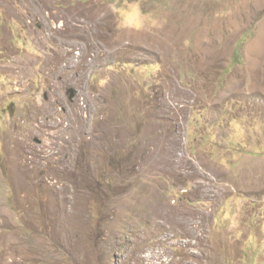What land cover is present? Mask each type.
I'll list each match as a JSON object with an SVG mask.
<instances>
[{"label":"rangeland","instance_id":"374dc122","mask_svg":"<svg viewBox=\"0 0 264 264\" xmlns=\"http://www.w3.org/2000/svg\"><path fill=\"white\" fill-rule=\"evenodd\" d=\"M0 264H264V0H0Z\"/></svg>","mask_w":264,"mask_h":264},{"label":"water","instance_id":"95a60500","mask_svg":"<svg viewBox=\"0 0 264 264\" xmlns=\"http://www.w3.org/2000/svg\"><path fill=\"white\" fill-rule=\"evenodd\" d=\"M68 93H69V100L72 101L76 95H77V91L74 88H69L68 89Z\"/></svg>","mask_w":264,"mask_h":264},{"label":"crops","instance_id":"0c3cea01","mask_svg":"<svg viewBox=\"0 0 264 264\" xmlns=\"http://www.w3.org/2000/svg\"><path fill=\"white\" fill-rule=\"evenodd\" d=\"M235 180H237V182H234V183H243L242 181H244V180H242V179L240 180V176H239L238 178H236ZM252 180L255 181V182H257V183H258L257 180L261 181V180H260V177H257V176H254L253 179H251V181H252Z\"/></svg>","mask_w":264,"mask_h":264},{"label":"clouds","instance_id":"9594fccd","mask_svg":"<svg viewBox=\"0 0 264 264\" xmlns=\"http://www.w3.org/2000/svg\"><path fill=\"white\" fill-rule=\"evenodd\" d=\"M137 13H138V14L140 13V10H139L138 7H137ZM154 23H155V22H153V24H154ZM135 27H136L137 29H141V28L144 27V23H143V22L137 23V24L135 25Z\"/></svg>","mask_w":264,"mask_h":264},{"label":"trees","instance_id":"16d2710c","mask_svg":"<svg viewBox=\"0 0 264 264\" xmlns=\"http://www.w3.org/2000/svg\"><path fill=\"white\" fill-rule=\"evenodd\" d=\"M79 1H87V0H79ZM238 50L235 51V54L237 55L238 54Z\"/></svg>","mask_w":264,"mask_h":264}]
</instances>
